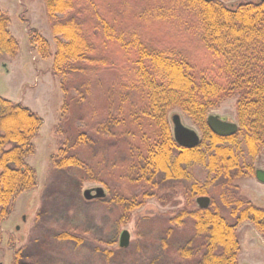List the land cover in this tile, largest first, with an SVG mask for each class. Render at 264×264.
<instances>
[{
	"label": "trees",
	"instance_id": "1",
	"mask_svg": "<svg viewBox=\"0 0 264 264\" xmlns=\"http://www.w3.org/2000/svg\"><path fill=\"white\" fill-rule=\"evenodd\" d=\"M225 1L45 0L55 53L25 20L32 49L52 57L64 95L56 128L62 138L50 158L55 169L80 184L104 185L124 221L155 195L159 181L190 180L196 165L219 180L221 196L209 209L161 220L171 225L167 235L176 245L170 250L165 239L163 247L178 257L175 264H239L237 226L250 221L264 234V210L223 193L253 173L264 148V0L235 7ZM9 25L0 9V53L16 56L20 43ZM234 97L239 131L218 137L209 113ZM174 109L201 129L198 147L175 141ZM43 123L22 103L0 97V222L38 186L28 158ZM195 193L208 194L201 186ZM187 224L192 234L178 244L171 233ZM13 255V264H23L21 251Z\"/></svg>",
	"mask_w": 264,
	"mask_h": 264
},
{
	"label": "rangeland",
	"instance_id": "2",
	"mask_svg": "<svg viewBox=\"0 0 264 264\" xmlns=\"http://www.w3.org/2000/svg\"><path fill=\"white\" fill-rule=\"evenodd\" d=\"M258 1L227 0L224 3L235 7ZM0 9L10 19V32L20 43L16 56L0 55V97L14 104L22 103L44 120L34 141L36 153L28 158V163L38 171V186L32 192L21 194L14 206H9V218L0 222V264H13L16 250L21 251L23 264L178 263V257L163 247L165 239L172 251L176 244L167 235L171 225L162 226L161 220L199 209L197 199L203 195L196 194L195 189L200 186L206 188L208 194L204 196L212 200V206L218 195L221 196L217 187L219 180L214 181L206 168L196 165L190 180L159 181L155 195L124 221L104 185L80 184L73 174L55 169L50 158L57 152L62 138L56 128L62 121L64 95L60 80L51 73L52 57L43 58L32 49L25 21L47 39L51 53H55L56 42L45 0H0ZM235 104L236 97L211 110L209 116L217 115L239 125ZM174 115H179L183 124L198 132L202 139L201 129L181 110L171 111V121ZM171 125L173 128L172 122ZM253 167L264 170V148ZM233 185L237 189L223 193L230 194V198L233 194L243 195L264 207V184L255 174L242 176ZM97 188L105 190V198L92 201L84 198L86 190ZM123 231L130 234L127 248L120 247ZM171 234H175L172 238L178 244H183L192 234L191 225L176 226ZM238 236L242 245L239 264H264V234L252 223L245 222L239 226Z\"/></svg>",
	"mask_w": 264,
	"mask_h": 264
},
{
	"label": "water",
	"instance_id": "3",
	"mask_svg": "<svg viewBox=\"0 0 264 264\" xmlns=\"http://www.w3.org/2000/svg\"><path fill=\"white\" fill-rule=\"evenodd\" d=\"M214 1V0H205ZM173 133L175 141L182 147L185 148H196L201 144V137L195 130L188 128L182 122L179 115L172 117ZM207 125L209 129L218 137L229 138L235 136L239 131V125L230 122L227 119L221 118L220 116L210 115L207 119ZM257 179L264 183V170L257 171ZM105 190L103 188H97L94 190H86L84 192V198L92 201L102 199L105 197ZM211 200L209 197L201 196L197 199V204L201 209H207L210 205ZM130 243V234L128 231H123L120 234V247L127 248Z\"/></svg>",
	"mask_w": 264,
	"mask_h": 264
},
{
	"label": "flooded vegetation",
	"instance_id": "4",
	"mask_svg": "<svg viewBox=\"0 0 264 264\" xmlns=\"http://www.w3.org/2000/svg\"><path fill=\"white\" fill-rule=\"evenodd\" d=\"M2 53H0V55H1ZM4 69H5V67H4ZM225 139H228V138H225ZM259 156V155H258ZM257 156V157H258ZM256 157V158H257ZM255 158V159H256ZM255 159H254V161H255ZM254 161H253V164H254ZM258 170H262V169H258ZM258 170H254V167H253V174H255V177H256V179H257V171ZM255 171V172H254ZM258 180V179H257ZM259 181V180H258ZM260 182V181H259ZM261 183V182H260ZM262 184H264V183H262ZM235 189H237V187H235ZM232 197H235V195L233 194L232 195ZM240 197H242V199H245V202H247V203H249L250 205H252L253 207H255V208H259V209H261V210H264V207L261 205H256V204H254L253 203V201H251V200H248V199H246L245 198V196H243V195H241ZM211 200V199H210ZM211 204H212V200H211V203H210V205L208 206V208L207 209H209L210 208V206H211ZM199 206V205H198ZM200 208V207H199ZM201 209V208H200ZM245 222H250V221H244V222H242V223H245ZM242 223H240L238 226H237V228H236V233H237V235H238V228H239V226L242 224ZM250 223H252V222H250ZM253 224V223H252ZM254 225V224H253ZM255 226V225H254ZM239 237V236H238ZM239 242H240V240H239ZM240 244H241V242H240ZM241 249H242V245H241ZM241 252H242V250L240 251V253H239V257H240V254H241ZM239 257H238V261H239Z\"/></svg>",
	"mask_w": 264,
	"mask_h": 264
}]
</instances>
